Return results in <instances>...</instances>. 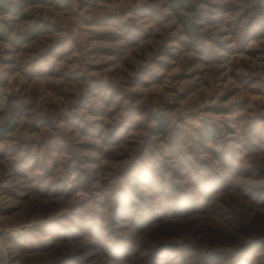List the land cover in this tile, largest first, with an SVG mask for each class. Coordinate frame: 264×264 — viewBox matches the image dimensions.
Listing matches in <instances>:
<instances>
[{"label": "rangeland", "instance_id": "374dc122", "mask_svg": "<svg viewBox=\"0 0 264 264\" xmlns=\"http://www.w3.org/2000/svg\"><path fill=\"white\" fill-rule=\"evenodd\" d=\"M55 1L0 11V264H264V0Z\"/></svg>", "mask_w": 264, "mask_h": 264}, {"label": "trees", "instance_id": "16d2710c", "mask_svg": "<svg viewBox=\"0 0 264 264\" xmlns=\"http://www.w3.org/2000/svg\"><path fill=\"white\" fill-rule=\"evenodd\" d=\"M16 1H18L16 3ZM20 2H23V3H26L27 5H30V4H47V3H53V4H56V5H59L58 4V1H52V0H0V11L3 12V13H18L20 10ZM178 5L181 7L183 6L182 3H180L178 1ZM25 18V16H24ZM45 31L43 28H40L38 25L37 26H34L32 29H30L29 31H27L24 35H21L19 38H16L15 40H13V42L17 41L22 43V42H26L28 40H33L35 38H37L39 35L43 34ZM157 122H158V126H159V129L156 130V132L158 134H165L167 133V130L169 128V122L164 119L163 117H160L158 116L157 117ZM215 129H208L206 131V137L207 138H210V139H213L214 138V134H215ZM13 130V127L9 125V123H7L5 125V127L3 128V131L2 133L3 134H6L8 132H11ZM27 235H19L18 238L20 239H24V240H27L26 238ZM11 240H13L12 237H10Z\"/></svg>", "mask_w": 264, "mask_h": 264}]
</instances>
